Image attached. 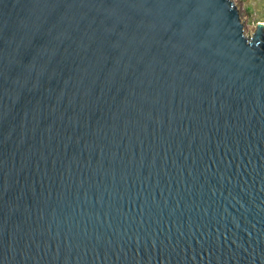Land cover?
<instances>
[{
  "label": "water",
  "instance_id": "95a60500",
  "mask_svg": "<svg viewBox=\"0 0 264 264\" xmlns=\"http://www.w3.org/2000/svg\"><path fill=\"white\" fill-rule=\"evenodd\" d=\"M0 264H264V24L0 0Z\"/></svg>",
  "mask_w": 264,
  "mask_h": 264
},
{
  "label": "rangeland",
  "instance_id": "374dc122",
  "mask_svg": "<svg viewBox=\"0 0 264 264\" xmlns=\"http://www.w3.org/2000/svg\"><path fill=\"white\" fill-rule=\"evenodd\" d=\"M239 11L246 34H253L258 23L264 24V0H233Z\"/></svg>",
  "mask_w": 264,
  "mask_h": 264
}]
</instances>
